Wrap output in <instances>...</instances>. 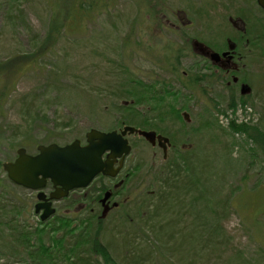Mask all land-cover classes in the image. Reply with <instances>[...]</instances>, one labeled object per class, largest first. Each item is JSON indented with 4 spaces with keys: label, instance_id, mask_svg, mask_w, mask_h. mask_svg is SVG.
I'll list each match as a JSON object with an SVG mask.
<instances>
[{
    "label": "rangeland",
    "instance_id": "374dc122",
    "mask_svg": "<svg viewBox=\"0 0 264 264\" xmlns=\"http://www.w3.org/2000/svg\"><path fill=\"white\" fill-rule=\"evenodd\" d=\"M54 1L0 0V264H32L22 235H31L27 242L34 249V233L58 219L41 226L35 193L7 179L2 165L16 158L18 148L33 155L38 145L84 143L91 129L140 128L143 122L155 125L173 147L164 162L160 149L128 138L130 177L119 200L127 201L97 225L117 264L125 263L128 242L138 264H264V154L240 130L257 127L264 136V54L240 39L246 56L239 78L251 88L249 95L231 89L230 98L221 85L204 81L187 91L181 74L163 71L168 63L155 48L168 46L155 39L149 20L151 6L177 9L191 23L187 35L219 49L227 38L238 40L241 27H264L255 1L98 0L100 7L89 12ZM58 11L66 22L53 45L44 44ZM195 60L179 62L180 71H193ZM153 82H167L170 88L163 91L183 98L142 102V86ZM182 158L193 167L182 173L188 191L157 202L158 179L165 171L174 175ZM84 215L68 219L78 225Z\"/></svg>",
    "mask_w": 264,
    "mask_h": 264
},
{
    "label": "flooded vegetation",
    "instance_id": "af4514ba",
    "mask_svg": "<svg viewBox=\"0 0 264 264\" xmlns=\"http://www.w3.org/2000/svg\"><path fill=\"white\" fill-rule=\"evenodd\" d=\"M254 1L259 10L264 13V10L258 5V1ZM149 14L151 15L149 20L151 21V29L153 30L155 39L168 46L166 48H155L156 54L159 53L161 60L168 63L166 65L167 68L163 69L164 72L170 75L181 74V81L189 80L193 78V75L195 77L207 79L203 82L206 86L207 84L212 83L213 85H221L222 88L228 92L231 89L234 91L238 90L241 97H244L242 94V86H247L250 89V92L246 95L251 93V88L239 78V72L244 68L243 59L246 56L245 50L239 49L240 39L242 40V36H245L246 34L243 27L238 29L243 34L238 36V40L236 38H227L225 39L222 48L215 49L211 47L209 43L196 39L194 36L187 35L186 31L190 28L191 23L186 21L183 12L174 8L165 9L163 5H155L154 7L151 6ZM252 32L244 42H246V48H248V50L250 49L251 51H254L255 48H260L257 44H260V38L262 36L259 33L254 36ZM171 38H173L172 41L174 42L169 41ZM159 44L161 43L159 42ZM213 53L217 54L219 57L217 59H212L211 55ZM262 54H264L263 50ZM190 58L196 59L195 62L198 64V67L190 72L180 71L178 63ZM213 74L217 77V80H215L214 83L209 80V77ZM192 82V80L189 81L191 84ZM185 85L186 84H184V86ZM121 129L122 127L116 131L119 132ZM155 132L157 135L164 136L157 131ZM132 136L138 137L137 135ZM129 137L131 136H125L127 140ZM169 142L170 146L168 147L166 158H164L163 150L161 148L158 146H152L153 148L160 149L162 160L164 162L168 161V151L173 147L170 139ZM105 158L106 154L103 155V159ZM129 161L130 154L124 158L121 164L120 159L114 162L109 171V173H114L116 171L114 176L99 175L88 188L74 190L70 192L67 197L52 202L54 216H63L75 220L77 216L85 214L84 216H86V218H94L97 223L107 219L112 211L117 210L127 201V199H124L122 202L119 200L130 177V174L127 172ZM136 167L137 166L134 165L135 169ZM98 181L103 182V185H99L98 187ZM96 189H98V192L94 194L93 191ZM138 190H140V187H138ZM52 192H54V189L48 184L44 194L48 197ZM36 203H38L37 200ZM42 212L43 209L40 210L38 215L41 216Z\"/></svg>",
    "mask_w": 264,
    "mask_h": 264
},
{
    "label": "water",
    "instance_id": "95a60500",
    "mask_svg": "<svg viewBox=\"0 0 264 264\" xmlns=\"http://www.w3.org/2000/svg\"><path fill=\"white\" fill-rule=\"evenodd\" d=\"M264 10V0H257ZM219 56L215 53L212 59ZM250 92L247 86H242V94ZM188 121L186 113L182 115ZM137 135L152 146L158 145L166 158L170 146L168 138L157 135L154 131H144L132 126H125L119 132H101L91 129L85 134V145L75 139L71 143L59 146L55 143L39 145L35 155H28L23 148L16 151V159L3 163L2 167L7 179L14 185L25 190L37 192L38 203L35 213L43 212L40 221L44 222L54 214L52 202L68 196L69 192L87 188L98 175L109 173L114 162L120 159V164L130 154L131 147L125 136ZM106 158L103 159V155ZM50 184L54 192L48 197L43 190Z\"/></svg>",
    "mask_w": 264,
    "mask_h": 264
},
{
    "label": "trees",
    "instance_id": "16d2710c",
    "mask_svg": "<svg viewBox=\"0 0 264 264\" xmlns=\"http://www.w3.org/2000/svg\"><path fill=\"white\" fill-rule=\"evenodd\" d=\"M57 1V0H55ZM54 1V2H55ZM63 2L62 0H60ZM72 3L74 8H79L80 10L84 11H93L95 9H98L99 2L98 0H89V1H82L79 2L78 5L76 0H68L65 1L64 7L66 9L69 8L70 2ZM76 1V2H75ZM55 3H53V6ZM70 9V8H69ZM70 11L66 13V16H70ZM60 15L59 11L57 14L53 12V19H52V25L49 29V33L47 36V39L44 44H48L50 41V45L55 42L57 35L61 32V28H63V23L66 22L67 17L64 18V21L59 20ZM79 19H81V16H79ZM55 20H58L60 23L54 22ZM249 31V30H248ZM253 31V32H252ZM260 34L262 37L260 38V44H257V46H260L259 49H262L264 51V27H252L249 32H246L245 36H242V39H247L250 33ZM259 35V36H260ZM257 37V36H256ZM258 38V37H257ZM262 39V41H261ZM17 59V57H14V61ZM16 62V61H15ZM23 68V63L21 64V70ZM23 71V70H22ZM197 78L201 79L198 80ZM197 78H191L189 80L180 81V84L184 90H192L197 87V83L200 81H204L207 79H203L200 77ZM192 80V84L189 83V81ZM209 80L214 83L215 80H217V77L215 74L209 77ZM194 83V84H193ZM184 84H186L184 86ZM160 85L161 92L158 91L160 88L158 87ZM169 89L170 86L167 82H163L162 84H158L156 82H153L152 84L144 85L142 86V90L145 92V96L142 97V102H146V104L150 105L149 103H163L168 102L169 100H178L179 97L183 98L181 94L177 93H169L167 91H163L164 89ZM230 98H231V91L229 90ZM133 98V95L131 96ZM135 98V97H134ZM1 99V96H0ZM231 106L233 104H236L233 100L230 101ZM151 106V105H150ZM172 107L170 108L171 111ZM152 111V108H151ZM174 111V109H173ZM181 111V110H180ZM135 112V111H132ZM172 112V111H171ZM180 113V112H179ZM172 114V113H171ZM143 115V114H142ZM146 117L147 115H143ZM175 116H178L175 112V115L171 117L175 118ZM176 119V118H175ZM155 125H151L148 123L143 122L140 127L142 130H153L155 129ZM138 127V126H137ZM242 125L240 127V130L245 132L250 136V138L253 140L255 144H258L259 148H261L263 154H264V136L262 135L261 131H259V128H250ZM179 168L177 170H174V175L167 173L165 171V176L163 178L158 179L159 183V195L156 197L157 202H165L167 199V196H171L173 194L175 200L179 199L181 192L188 191V185L189 180L188 177L185 178L182 173L186 172L188 173V167L189 169H193L191 165V161L188 162L182 158L177 162ZM183 171V172H181ZM188 171V172H187ZM164 173V172H163ZM157 207V204L151 206L152 213H155L154 210ZM58 219H55L52 224H50V227H45L40 230V233H34L36 235V239L38 242L36 243V246H34V249L29 248L28 240L31 236L30 234H27L26 239L25 235H22V243L24 244V248L27 251L28 258L32 261V264H94L98 262V260H101L103 264H117V262L112 258V256L109 253V250L107 247L101 242L98 231V223L93 222L92 219L89 218H83L82 221L78 225H74L73 221L66 218V217H57ZM47 223V222H46ZM44 224L41 223V226ZM77 226H81L80 228ZM47 239L48 243L45 244L44 240ZM124 239V238H122ZM12 241V240H11ZM49 248H47L48 246ZM128 257L125 259V263L127 264H138V257H135V253L132 251V243L128 242ZM58 257H61V259H58ZM133 262V263H131Z\"/></svg>",
    "mask_w": 264,
    "mask_h": 264
}]
</instances>
